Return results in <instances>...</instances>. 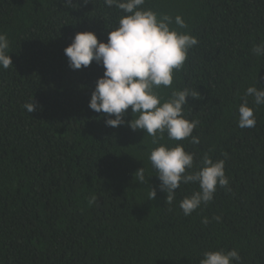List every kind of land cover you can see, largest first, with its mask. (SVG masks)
I'll return each instance as SVG.
<instances>
[{"label": "trees", "instance_id": "obj_1", "mask_svg": "<svg viewBox=\"0 0 264 264\" xmlns=\"http://www.w3.org/2000/svg\"><path fill=\"white\" fill-rule=\"evenodd\" d=\"M141 8L198 39L172 85L157 91L163 100L173 90L197 93L184 115L200 122L199 144L166 132L154 144L89 108L105 69L93 61L73 70L64 49L78 32L107 42L121 10L104 0H0L13 61L0 66V264H200L205 251L232 249L240 264H264V106L255 127L238 126L247 88H264V57L252 53L264 40V0H145ZM33 100L29 113L23 106ZM124 119H134L131 107ZM177 143L196 154V166L205 153L224 159L229 179L189 216L179 204L199 185L182 183L167 205L149 159L160 144Z\"/></svg>", "mask_w": 264, "mask_h": 264}, {"label": "clouds", "instance_id": "obj_2", "mask_svg": "<svg viewBox=\"0 0 264 264\" xmlns=\"http://www.w3.org/2000/svg\"><path fill=\"white\" fill-rule=\"evenodd\" d=\"M104 3L124 13L118 27L108 32L107 42L98 40L95 32H78L64 49L73 70L88 67L93 61L105 69L96 82L89 108L106 114L107 126L115 128L127 123L133 131L144 130L153 137L154 144L163 139L165 132L171 141L191 137L192 144H199L200 139L192 136V133L200 122L189 120L184 115L188 97L197 99V93L187 88L173 90L171 97L163 100L157 91L161 86L172 85L174 70L184 65L189 50L198 44V39L171 28V16L141 8L145 0H104ZM67 4H71V0H67ZM175 24L179 28H187L181 16L175 17ZM9 46L7 35L0 33V66L4 69L13 65L11 55L7 54ZM252 53L258 58L264 57V40L253 46ZM248 97H252L251 106ZM261 106H264V88L248 87L238 109V126L255 127L257 121L254 112ZM23 107L32 113L36 102L33 100ZM130 107L134 119L125 121ZM195 155L187 152L183 144L177 143L173 147L160 144L149 157L153 169L158 172L160 189L167 193V205L173 202L176 190L182 183L199 185L198 190L180 201L179 207L185 216L191 215L202 204L211 202L217 186L227 188L229 184L224 159L214 161L205 153L200 165L196 166ZM194 167L196 170L192 171ZM137 172L143 181V168ZM156 195V190L152 189L150 198L154 200ZM96 201L97 197L92 196L88 201L89 206ZM214 219L218 221L220 217ZM202 223L208 224V218L205 217ZM240 261L241 256L236 249L216 250L205 251L200 264H240Z\"/></svg>", "mask_w": 264, "mask_h": 264}]
</instances>
